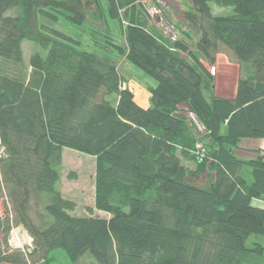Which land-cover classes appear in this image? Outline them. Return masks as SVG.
<instances>
[{
    "label": "trees",
    "instance_id": "1",
    "mask_svg": "<svg viewBox=\"0 0 264 264\" xmlns=\"http://www.w3.org/2000/svg\"><path fill=\"white\" fill-rule=\"evenodd\" d=\"M90 9L94 22L117 20L125 46L97 53L55 27L60 17L82 24ZM181 12L192 49L155 30L142 0H0V59L22 63L23 40L46 52L31 53L25 74L0 66V262L52 264L61 249L71 264H264L254 203L264 200V0H186ZM221 45L238 65L233 97L214 94L207 66ZM111 52L155 80L150 106L123 86ZM184 108L208 139L200 161L203 136ZM244 138H261V153L238 157ZM64 147L94 158L84 215L57 186ZM16 225L28 252L2 248Z\"/></svg>",
    "mask_w": 264,
    "mask_h": 264
},
{
    "label": "rangeland",
    "instance_id": "2",
    "mask_svg": "<svg viewBox=\"0 0 264 264\" xmlns=\"http://www.w3.org/2000/svg\"><path fill=\"white\" fill-rule=\"evenodd\" d=\"M142 1L145 4L146 12L149 15L150 24L154 26L155 30L160 31L171 40L184 39L190 49L194 47L197 41V35L190 31V37L185 38L182 32H180L181 29H186L185 21L181 14V11L186 7V0ZM103 2L104 6L105 1ZM209 4L214 14H229L232 12L231 7H218L212 2ZM91 15L90 9L86 21L80 25L72 24L65 17H60L55 23V27L77 38L81 47L97 53L104 54L106 52L105 46L108 44V41L110 42L111 40L120 46L126 45L123 30L119 26L117 20L111 19L107 16L105 22H101L100 20L94 22ZM124 24V19H122V25ZM21 48L23 55L22 63L12 64L0 59V66L13 74H25L29 70L28 60L31 53L38 52L42 56L46 53L37 43L29 40H23ZM110 54L116 61L119 73L124 80L123 86L128 85L133 90L134 99L139 105L143 107L150 106L151 102L149 100L148 87L154 85L155 80L134 64L127 61L123 54L116 52H111ZM215 56L214 64H209L207 66H209L208 68L214 78V94L222 96V94H229L231 92L232 84L238 77V65L231 53L222 47V45L219 46ZM202 61H205L204 58H202ZM187 111L186 108L183 109V113H185L188 118L187 122L189 124L191 123L192 126L195 125L196 128H198L197 130H200L199 132L202 133V140L199 141H201L200 143L202 144L206 155L204 142H207L208 139H204L205 130L203 132L201 131L202 127L198 124L196 117ZM239 142L237 147L239 146ZM2 152V147H0V154H2ZM188 164L189 167L191 166L190 168L195 166L192 161ZM94 176L95 163L94 158L91 155L67 147L62 148L60 179L57 186L63 197L75 202L76 207L71 212L72 214H87L85 207L93 206ZM195 181L198 184L206 183V176L200 175ZM3 208L2 199H0V215L3 212ZM95 214L107 216L106 213L99 211H96ZM5 239L6 244H4L3 241L2 248H5V245H7L9 250L22 249L25 252L30 251L32 238L23 226H13L8 231ZM52 257V264H71L64 251L61 249L54 250ZM0 264L13 263L0 262ZM77 264H92V262L88 257L84 256Z\"/></svg>",
    "mask_w": 264,
    "mask_h": 264
},
{
    "label": "crops",
    "instance_id": "3",
    "mask_svg": "<svg viewBox=\"0 0 264 264\" xmlns=\"http://www.w3.org/2000/svg\"><path fill=\"white\" fill-rule=\"evenodd\" d=\"M236 82H237V79L232 84L231 92L229 94H222L223 97H233L234 96L235 90H236ZM262 144H263V140L261 138H253V139L244 138L240 140L239 146L234 150V153L240 158H244V159L251 158L261 153V151L259 150L261 149ZM254 203L257 204L258 206L264 207L263 199H255ZM263 238L264 236L261 238V240Z\"/></svg>",
    "mask_w": 264,
    "mask_h": 264
},
{
    "label": "built area",
    "instance_id": "4",
    "mask_svg": "<svg viewBox=\"0 0 264 264\" xmlns=\"http://www.w3.org/2000/svg\"><path fill=\"white\" fill-rule=\"evenodd\" d=\"M195 146H196L195 152L198 155V160L200 161L201 159H203V157L205 155V152L203 150L204 148H203L201 143H196Z\"/></svg>",
    "mask_w": 264,
    "mask_h": 264
}]
</instances>
